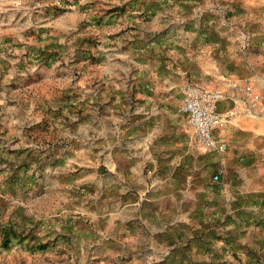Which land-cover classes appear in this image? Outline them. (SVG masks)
<instances>
[{
    "label": "rangeland",
    "instance_id": "374dc122",
    "mask_svg": "<svg viewBox=\"0 0 264 264\" xmlns=\"http://www.w3.org/2000/svg\"><path fill=\"white\" fill-rule=\"evenodd\" d=\"M257 77L264 0H0V264H264Z\"/></svg>",
    "mask_w": 264,
    "mask_h": 264
},
{
    "label": "built area",
    "instance_id": "2783aa9c",
    "mask_svg": "<svg viewBox=\"0 0 264 264\" xmlns=\"http://www.w3.org/2000/svg\"><path fill=\"white\" fill-rule=\"evenodd\" d=\"M222 97L220 92L205 87L190 86L186 89L180 106V112L186 116L198 143L203 148L216 153L226 151L227 144L220 134L226 129L229 119L235 115V111H230L226 115L219 113L217 104ZM248 108L250 111V105ZM218 177L217 175L216 179Z\"/></svg>",
    "mask_w": 264,
    "mask_h": 264
},
{
    "label": "crops",
    "instance_id": "0c3cea01",
    "mask_svg": "<svg viewBox=\"0 0 264 264\" xmlns=\"http://www.w3.org/2000/svg\"><path fill=\"white\" fill-rule=\"evenodd\" d=\"M257 78L261 81V82H258V85L264 87V86H263L264 83H262V80H263V79H262L261 77H257ZM254 82L256 83V81H254ZM250 108H251V110H250V111L248 110V111L250 112V114H251V113H254V111L256 110L255 107H253L252 105H250ZM253 109H255V110L253 111ZM255 113H256V114L263 113V110H260V111H259V109H257ZM187 121H188V120H187ZM250 131L254 133V130H253V129H251ZM155 231L157 232V231H160V230L155 229ZM168 254H169V253L166 252V253H165V257H167Z\"/></svg>",
    "mask_w": 264,
    "mask_h": 264
}]
</instances>
